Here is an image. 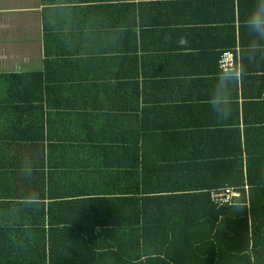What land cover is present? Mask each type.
I'll return each instance as SVG.
<instances>
[{
	"label": "crops",
	"instance_id": "crops-1",
	"mask_svg": "<svg viewBox=\"0 0 264 264\" xmlns=\"http://www.w3.org/2000/svg\"><path fill=\"white\" fill-rule=\"evenodd\" d=\"M256 2L0 0V264H140V190L208 193L260 168ZM224 51L239 75H219Z\"/></svg>",
	"mask_w": 264,
	"mask_h": 264
},
{
	"label": "trees",
	"instance_id": "trees-1",
	"mask_svg": "<svg viewBox=\"0 0 264 264\" xmlns=\"http://www.w3.org/2000/svg\"><path fill=\"white\" fill-rule=\"evenodd\" d=\"M224 162L212 164L228 166ZM256 164L260 168L249 165L246 174L241 164L233 179L206 186L208 190L239 188L241 198L231 206H215L209 192L181 193L175 189L150 194L171 197L150 199L140 190L135 258L140 264H264V160ZM148 209L157 214L149 216Z\"/></svg>",
	"mask_w": 264,
	"mask_h": 264
},
{
	"label": "clouds",
	"instance_id": "clouds-1",
	"mask_svg": "<svg viewBox=\"0 0 264 264\" xmlns=\"http://www.w3.org/2000/svg\"><path fill=\"white\" fill-rule=\"evenodd\" d=\"M244 27L255 38L256 46L258 47L259 42L264 41V0H257L253 11L244 21ZM219 75H223V72L221 71ZM220 83L221 81L217 78V87H219ZM210 107L218 120H226L231 115V99L227 96L217 95L216 89H213ZM22 171L26 176L31 177L33 168L28 161H25Z\"/></svg>",
	"mask_w": 264,
	"mask_h": 264
},
{
	"label": "built area",
	"instance_id": "built-area-1",
	"mask_svg": "<svg viewBox=\"0 0 264 264\" xmlns=\"http://www.w3.org/2000/svg\"><path fill=\"white\" fill-rule=\"evenodd\" d=\"M219 68L223 75H239L235 54L231 51H224L219 59ZM244 190H248V187L245 186ZM241 195V190L232 186L209 191L210 200L217 207L231 206L241 198Z\"/></svg>",
	"mask_w": 264,
	"mask_h": 264
}]
</instances>
